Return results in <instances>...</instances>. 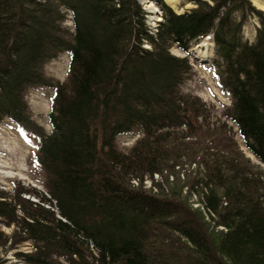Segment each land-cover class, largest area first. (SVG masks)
<instances>
[{"label":"trees","instance_id":"trees-1","mask_svg":"<svg viewBox=\"0 0 264 264\" xmlns=\"http://www.w3.org/2000/svg\"><path fill=\"white\" fill-rule=\"evenodd\" d=\"M157 1L152 34L136 0H0V124L36 138L46 192L0 191V223L16 227L0 231L2 252L28 241L33 252H17L27 264H264V169L225 124L198 122L208 112L181 92L192 66L170 52L212 34L231 100L223 116L264 164V11L252 0H188L176 13ZM252 15L260 25L249 42ZM63 52L60 82L45 66ZM37 88L52 91L49 133L30 114ZM134 134L121 151L118 138Z\"/></svg>","mask_w":264,"mask_h":264},{"label":"rangeland","instance_id":"rangeland-1","mask_svg":"<svg viewBox=\"0 0 264 264\" xmlns=\"http://www.w3.org/2000/svg\"><path fill=\"white\" fill-rule=\"evenodd\" d=\"M136 1L145 12L146 24L156 29L158 23L163 20L162 10L158 5V1L156 2V0H151L156 5L157 12H152L150 9L146 8L143 0ZM164 2L172 10H175L174 12L176 13H183L194 6V4L188 0H178L176 8L172 6L167 0H164ZM254 6L257 9L264 11L256 5ZM66 17L67 18L64 24L70 27V30H72L71 14L67 13ZM259 25L260 23L258 17L252 15L248 22L243 26V37L249 42L254 41L256 29L259 27ZM153 31L150 33L153 34ZM207 36L198 42L192 43L187 52L181 51L176 47L170 48V52L175 56H187L189 59V64L192 66V71L189 77L181 85V92L183 94H189L192 97L199 98L200 101L196 100V102L203 104V107L208 112L206 118L202 119V117H199L198 122L205 120L209 123L225 124V128L229 131V136L234 138L239 150H241L244 155L248 157L253 163L260 165L264 169V164L260 163L255 158V156L250 153L243 145L242 138L237 127L223 116L224 107L230 105L231 100L226 94L222 93L218 86L214 69V61L217 59L216 46L213 41L212 34ZM205 39H207L206 45L203 44ZM197 49L209 51L210 56H199V54L195 52ZM68 62V53H61L56 59H53L46 64L45 72L47 76L53 78L54 80L64 82L67 78ZM51 95V89L37 88L31 90L27 96L32 119L35 120L41 127H43V130H45L46 133L51 131V126L47 118L51 106ZM182 130L184 133L187 132L185 127H182ZM178 132H181V130ZM139 137H141L140 134L120 136L117 141V146L121 151L128 152L130 148L134 146ZM35 148L36 138L33 135L20 132V130L11 121L5 120L0 124V191L14 194L15 189L19 188L20 186L23 187L29 185L40 191L38 192L39 194L46 193L44 190V178L42 172L32 163V157ZM210 156L211 155H209V157ZM206 158L208 159L207 156ZM184 167L185 169H188L185 165ZM152 178L157 179L158 174H155L151 177L150 175H146L144 180L146 188L151 186ZM24 197L29 198L30 200L38 199L37 196L28 194H25ZM46 207H48V205H46ZM15 228L16 227L13 224L6 225L4 223H0V231L2 233L1 238H4V235H14ZM16 231V236L19 234H24L20 230V227L17 228ZM9 243L10 242L8 241L6 243L7 245H5L7 248L6 252H2V247H0V255L2 256L3 260H5L3 264H27L23 260L24 257L18 256L17 252L19 251L29 254L32 253L34 250L32 244L27 241L24 243H19L16 245V247L10 248L8 246ZM60 264L62 263L60 262ZM63 264L69 263L63 262Z\"/></svg>","mask_w":264,"mask_h":264},{"label":"bare ground","instance_id":"bare-ground-1","mask_svg":"<svg viewBox=\"0 0 264 264\" xmlns=\"http://www.w3.org/2000/svg\"><path fill=\"white\" fill-rule=\"evenodd\" d=\"M167 1L172 6H174L175 8L177 7L176 5L178 3V0H167ZM252 1H253L254 5H256L260 9H263L264 10V0H252ZM156 2H157V0H156ZM143 3L146 5V8L150 9L152 12H157V7H156V5L151 0H143ZM148 28H149L150 32L154 30L153 31V34H155L156 31H157V28L154 29V27H151L150 25H148ZM206 41H207V39H205V41L203 43L204 45L207 44ZM195 52L198 53L199 56H201V57H208V56H210V52L209 51H205L203 49H197Z\"/></svg>","mask_w":264,"mask_h":264}]
</instances>
